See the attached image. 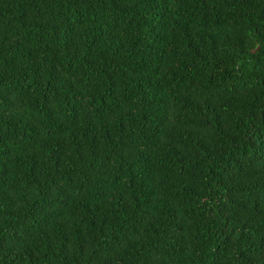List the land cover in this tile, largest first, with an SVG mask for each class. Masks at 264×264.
<instances>
[{
    "label": "trees",
    "instance_id": "trees-1",
    "mask_svg": "<svg viewBox=\"0 0 264 264\" xmlns=\"http://www.w3.org/2000/svg\"><path fill=\"white\" fill-rule=\"evenodd\" d=\"M0 264H264V0H0Z\"/></svg>",
    "mask_w": 264,
    "mask_h": 264
}]
</instances>
